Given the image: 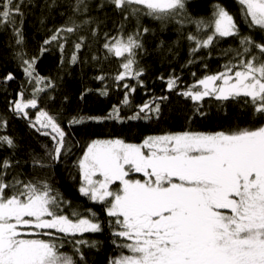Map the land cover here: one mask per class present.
Masks as SVG:
<instances>
[{
    "label": "trees",
    "instance_id": "obj_1",
    "mask_svg": "<svg viewBox=\"0 0 264 264\" xmlns=\"http://www.w3.org/2000/svg\"><path fill=\"white\" fill-rule=\"evenodd\" d=\"M15 3L21 5L23 13L15 17V27L23 34L22 43L17 44L13 24H0V137L14 142V147L0 142V164L8 160L11 165L0 168V172L8 183L14 179L47 183L57 196L59 214L72 218L74 211L95 213V221L101 225L98 232L68 234L30 229L26 231L32 235L25 238L48 239L41 233L55 232L59 252L71 256L75 264H113L130 253L121 246L125 238L114 235L120 229L116 218L107 214L109 205L80 192L78 161L87 146L93 140L121 139L141 144L148 136L166 133L232 132L264 125V114L257 113L251 98L244 95L228 99L209 95L199 101L183 95L200 91L199 80L225 72L226 66H236L232 71L242 70V59L260 53L252 47L249 55L238 56V52L243 53L241 39L250 37L264 44V29L250 26L245 6L238 0H184L183 10L159 18L148 15L146 6L117 8L111 0H84L79 11L77 0ZM218 6L233 17L238 34H217L211 44L197 47V41L213 35ZM133 7L139 9L135 14ZM68 27L75 30L57 33V29ZM53 35L58 39L52 41ZM129 36L139 44L131 54L117 56L104 47L117 40L127 43ZM77 44H81L78 49ZM33 58L31 75H27L23 60ZM129 60L133 61L130 75L118 80ZM9 74L12 79H6ZM172 78H176L175 85L170 89L168 81ZM33 99L35 107L29 104L23 110L16 109V102ZM146 103L149 108L141 111ZM41 111L55 117L66 134L58 159H53L56 142L52 136L56 134L37 121ZM81 117L82 122L71 123ZM77 240L87 243L76 245Z\"/></svg>",
    "mask_w": 264,
    "mask_h": 264
},
{
    "label": "snow or ice",
    "instance_id": "obj_2",
    "mask_svg": "<svg viewBox=\"0 0 264 264\" xmlns=\"http://www.w3.org/2000/svg\"><path fill=\"white\" fill-rule=\"evenodd\" d=\"M111 2L117 8L146 6L147 14L158 18L185 7L184 0ZM239 2L245 6L250 26L264 29V0ZM82 4L84 0H77V11ZM84 8L87 11L86 4ZM20 9L15 0H0V24L14 25L17 44L23 41L22 31L15 27V17L23 16ZM137 11L138 8H132L133 14ZM215 17L213 35L197 41V47L211 44L217 34L221 37L238 34L233 17L226 10L218 6ZM74 30L68 27L57 29V33ZM57 39L58 35L51 37L52 41ZM241 45L243 53L238 52V56L249 55L252 47L260 54L240 61L243 70L235 71L234 81L228 73L236 66H226V72L205 76L197 82L203 91L190 90L183 95L199 101L213 94H218L217 99L243 94L251 98L257 113L264 114V44L244 37ZM134 46L139 44L131 36L127 43L117 40L111 46L104 45L110 51L114 49L117 56L124 52L131 54ZM80 47L81 44L76 45L77 49ZM72 59L76 60L75 54ZM34 61L35 58L23 60L28 66L27 75H31L29 68ZM132 63L129 60L123 67L130 69ZM124 75L121 73L117 79H123ZM12 78L11 74L6 77ZM175 79L168 81L170 89ZM218 80L223 84L217 87ZM29 104L35 107V99L28 103L18 101L15 106L23 110ZM148 108L146 103L141 111ZM155 111H159L158 106ZM83 119L73 118L71 123ZM37 121L56 134L52 136L56 142L53 159H58L64 148V130L47 112L41 111ZM0 142L14 147L9 137H0ZM10 166L8 160L0 164L3 169ZM78 167L82 179L80 192L109 205L107 214L116 218L115 224L120 229L114 235L125 238L121 246L130 254L122 255L113 264H264V125L232 132L166 133L148 136L141 144L121 139L93 140L79 159ZM139 173L143 174L142 179L131 178ZM117 182L119 187L114 188ZM57 209V196L47 183L37 185L19 179L8 183L0 172V264H75L71 256L59 252L55 232L41 233L48 239L25 238L32 235L28 229H54L63 234L101 230L95 213L74 211L70 218L59 214ZM75 243L82 245L87 241ZM76 251L79 252L78 247Z\"/></svg>",
    "mask_w": 264,
    "mask_h": 264
},
{
    "label": "rangeland",
    "instance_id": "obj_3",
    "mask_svg": "<svg viewBox=\"0 0 264 264\" xmlns=\"http://www.w3.org/2000/svg\"><path fill=\"white\" fill-rule=\"evenodd\" d=\"M239 1V0H238ZM116 43V42H115ZM113 50V52L115 53V50L114 49H112ZM126 52H124L123 54H125ZM243 70V69H242ZM226 72V71H225ZM125 75L123 76V78L124 77H127V76H129L130 75V72H129V69H125L124 70V72H123ZM223 73V72H222ZM229 75H231L232 77H233V81L235 80V71H231V72H229L228 73ZM223 84V81L222 80H218V81H216L215 82V86H220V85H222ZM199 88H200V91H203V86L202 85H200L199 84ZM213 95H216V97H217V95L218 94H213ZM241 95H243V94H241ZM138 177H140V178H143V174L142 173H139V174H132V176H131V178H136V179H138ZM95 178H99L98 176L97 177H94V179ZM114 188H118L119 187V183L117 182L114 186H113ZM28 230H30V229H28ZM37 230H41V229H37Z\"/></svg>",
    "mask_w": 264,
    "mask_h": 264
}]
</instances>
